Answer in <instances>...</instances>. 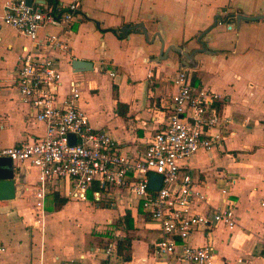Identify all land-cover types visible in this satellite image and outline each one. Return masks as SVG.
<instances>
[{
    "label": "crops",
    "instance_id": "obj_1",
    "mask_svg": "<svg viewBox=\"0 0 264 264\" xmlns=\"http://www.w3.org/2000/svg\"><path fill=\"white\" fill-rule=\"evenodd\" d=\"M10 1L0 0V149L45 135L16 87L23 52L40 57L44 51L3 24ZM78 5L69 30L39 32V40L56 34L63 43L64 48L50 50L61 74V96L75 82L81 93L77 106L90 126L110 133L128 152L143 151L176 94L173 77L180 69L191 70L196 86L225 99L233 133L222 149L191 157L188 166L209 201L207 207L194 203V210L210 216L229 198L238 220L231 230L215 223L200 227L187 243L211 246L213 264H264V0H80ZM32 7L50 8L35 1ZM238 17L251 20L237 22ZM73 60L89 62L92 69L75 73ZM13 165L15 198L0 201V264H167L154 255L163 236L159 224L135 202L130 207L122 197L103 208L92 200H70L68 186L59 182L40 212L34 196L37 169ZM218 182L227 185L219 188ZM59 200L66 202L57 209ZM126 212L130 229L122 221ZM114 226L129 243L128 262L103 257L101 241Z\"/></svg>",
    "mask_w": 264,
    "mask_h": 264
},
{
    "label": "built area",
    "instance_id": "obj_2",
    "mask_svg": "<svg viewBox=\"0 0 264 264\" xmlns=\"http://www.w3.org/2000/svg\"><path fill=\"white\" fill-rule=\"evenodd\" d=\"M79 1L46 10L29 7L25 0L5 5L3 24L44 51L40 57L23 52L16 87L21 103L45 126V135L38 141L0 149V157L37 169L36 210L43 211L46 196L59 182L68 186L70 200L89 201L90 191L97 207L112 208L115 199L126 197L130 207L135 202L148 219L159 224L163 236L155 245L156 257L167 264H213L211 246H192L187 239L193 231L213 223L235 228V203L223 198V207L211 210L210 216L196 213L194 203L207 207L209 201L188 163L199 152L222 149L233 134L225 99L193 85L191 70L180 69L171 81L176 94L163 112L161 127L143 151H126L110 133L90 126L87 114L77 106L81 93L75 82L61 96V74L50 54L52 49L64 48L60 37L48 34L39 40L40 30L46 27L69 30ZM152 174L161 177L156 191L149 189ZM115 192H121V197ZM121 236L120 228L114 226L101 241L103 257L109 263L122 262L115 251Z\"/></svg>",
    "mask_w": 264,
    "mask_h": 264
},
{
    "label": "water",
    "instance_id": "obj_3",
    "mask_svg": "<svg viewBox=\"0 0 264 264\" xmlns=\"http://www.w3.org/2000/svg\"><path fill=\"white\" fill-rule=\"evenodd\" d=\"M32 0H25V4L29 7L32 6ZM36 4H44V1L37 0ZM251 20V18L238 17L237 22L240 20ZM174 49V48H173ZM177 53H181L180 50H176ZM184 54V53H183ZM186 56V55H185ZM189 58V56H187ZM71 69L73 72H83L92 69V65L86 61L73 60L71 62ZM16 169L12 161L7 157H0V201H10L15 198L16 194V181H15ZM161 184V177L158 175H150L149 177V189L156 191Z\"/></svg>",
    "mask_w": 264,
    "mask_h": 264
},
{
    "label": "trees",
    "instance_id": "obj_4",
    "mask_svg": "<svg viewBox=\"0 0 264 264\" xmlns=\"http://www.w3.org/2000/svg\"><path fill=\"white\" fill-rule=\"evenodd\" d=\"M36 1V0H33ZM44 1L48 7L50 8H56L58 6V3L56 0H41ZM217 22V19H216ZM192 82L193 85L196 86L194 83V76L192 74ZM121 106V105H120ZM95 188V187H94ZM54 200L58 199V196L54 194ZM88 199L92 200V195L91 192H88ZM66 201L65 200H59V203H56V208L59 209L62 205H64ZM139 208V211H141V208ZM123 225H125V228L130 229L133 226L132 220H131V214L129 212H126L125 215L122 218ZM116 252L123 258V262H128L130 261V247L129 243L125 239H119L116 241Z\"/></svg>",
    "mask_w": 264,
    "mask_h": 264
},
{
    "label": "rangeland",
    "instance_id": "obj_5",
    "mask_svg": "<svg viewBox=\"0 0 264 264\" xmlns=\"http://www.w3.org/2000/svg\"><path fill=\"white\" fill-rule=\"evenodd\" d=\"M210 176H211V172H210ZM227 184H225L224 182H218V186H219V188H225V186H226ZM60 187H61V190H62V192H64V191H66V189L65 188H63V185H60ZM67 190H69V188L67 189ZM68 192V191H67ZM93 209L94 210H98L97 208H95V206L93 207ZM99 210H101V209H99ZM106 210V209H105ZM110 211V209L109 210H106V211H104V212H109Z\"/></svg>",
    "mask_w": 264,
    "mask_h": 264
}]
</instances>
